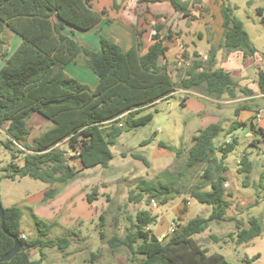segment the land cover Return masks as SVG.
I'll return each mask as SVG.
<instances>
[{"label":"trees","instance_id":"trees-1","mask_svg":"<svg viewBox=\"0 0 264 264\" xmlns=\"http://www.w3.org/2000/svg\"><path fill=\"white\" fill-rule=\"evenodd\" d=\"M96 0H0V54L1 46L6 42L2 37L5 30L19 34L22 38L16 49L5 57L0 67V130L7 135L6 148L13 161L3 166L0 175V201L2 202L1 180L3 177L16 179L31 176L51 184L67 185L79 176V170L69 159L79 160L84 168L97 165L109 166L113 159L111 146L115 145L124 131L148 124L154 117L153 112H144L159 100H164L175 93L177 88L190 90L202 87L206 92L220 99L224 94L231 98L237 96L239 87L232 74L223 68H216L217 49L211 48L208 58L195 52L192 57L184 54L188 67L179 81L171 72V63L166 60L167 38L154 34V43L142 53L139 42L128 50L112 37L99 33V47L91 48L81 43L75 35V29H88L96 25L106 11L99 12L94 8ZM124 1V0H123ZM164 1V0H148ZM172 7L188 15L189 0H168ZM198 1V0H195ZM220 1L223 37L220 43L226 55L240 50L244 56H255L256 45L244 27L243 21L234 14V7L226 0ZM121 0H113L112 7L120 9ZM258 12L264 22V8ZM157 30L160 29L158 25ZM186 60V59H185ZM83 62L99 77L93 87L72 76L66 66ZM258 86L264 94V68L258 73ZM246 93L251 90L242 88ZM247 103L235 109L236 119L225 129L221 122H211L199 128L193 135V144L177 174L164 171L163 180L141 178L130 191L129 201L146 203L152 200L165 203L176 196L188 194L202 203L213 205L209 216L193 217L184 224L178 222L168 240H164L152 231L150 225L157 221V216L148 209H142L133 217L129 215L130 228L121 237L117 234L108 238L113 252L125 247L130 252V261L136 264H227L221 253H209L194 237L205 232L213 220H225L231 201L227 198L228 165L226 159L239 144V137L233 135L238 128L248 126L253 133L263 130L254 119L248 122L239 119L242 109H248ZM33 113H39L51 122V125L27 142L31 135L29 119ZM232 135L220 144L215 139L222 133ZM69 144L74 151L69 155L68 149L61 143ZM62 143V144H63ZM147 143V141H146ZM20 147L24 155L22 165L15 162L19 155L15 146ZM256 144V140L253 141ZM162 148L173 150L172 146L159 142ZM220 154V156H218ZM134 157L148 160L139 153ZM181 157V150H176ZM196 166H204L201 183L196 186L179 188V180L185 171ZM254 168V161L247 152L241 155L238 172L246 176ZM246 185L250 184L247 178ZM259 186L264 192V174ZM207 187H210L207 189ZM177 188V189H176ZM56 187L44 192V200L58 194ZM94 187L87 194L92 202L98 194ZM259 195V194H258ZM264 198V195H263ZM258 199L255 205L258 204ZM185 202H188L185 199ZM187 209V205L183 211ZM23 210L20 206L4 205V225L8 232L20 238L22 249L10 260L0 264H44L43 248L58 246L65 250L70 243L69 235L58 239H44L55 225L40 217H35L37 237L25 238L22 232L21 219ZM103 224L104 215L100 216ZM236 231L228 236L237 244L247 243L262 233V220L252 215L247 221L233 218ZM74 232V231H72ZM102 238L106 237L103 230ZM217 242L215 234L211 235ZM14 238L2 228L0 217V258L12 249ZM40 247L39 259L31 258L32 248ZM260 255L246 259L253 261ZM98 257L93 253V260Z\"/></svg>","mask_w":264,"mask_h":264},{"label":"rangeland","instance_id":"rangeland-1","mask_svg":"<svg viewBox=\"0 0 264 264\" xmlns=\"http://www.w3.org/2000/svg\"><path fill=\"white\" fill-rule=\"evenodd\" d=\"M103 1L107 2L108 0ZM121 1V4L125 2L123 7L125 10L134 12L133 15L130 13L129 18L126 19V23L131 19L127 26L133 33L141 30L142 33L148 35L151 30L153 31L152 22H156V20L151 14L146 15V12L149 11L148 6L144 8L136 4V8L132 10L128 6L132 4L133 0ZM189 2H192L189 8L196 13H193L194 16L185 19L181 12H175L171 8L168 1L154 3L151 7L168 16L167 19L162 18L167 26L173 23L175 28L179 29L183 23L184 25L192 23L195 26V28L193 26L189 28L190 33L194 32L192 35H220L222 26L218 24L216 12V4L220 1L212 0L210 1L211 4ZM226 2L234 7V14L243 21L245 29L258 49V55L264 60V22L258 12L259 7L264 8V0H226ZM149 4L146 2V5ZM205 13H208L209 17L203 18L202 15L204 16ZM107 15V13L104 14L105 18ZM112 17L114 18L115 15H112ZM109 19H111L110 16ZM96 27L98 28L97 34L89 35L90 38L84 36L81 40L82 44L91 48L99 46L98 30H100V26ZM106 27L108 28L109 25ZM117 32L113 29L111 34L115 35ZM10 34L15 33L5 30L1 35L6 42L1 46L3 51L0 54V67L4 64L5 57L13 52L21 41L19 35ZM126 34L128 33L126 32ZM198 38L196 39L197 44L201 46ZM87 39L89 40L87 41ZM186 52L189 57L193 56L189 50L186 49ZM188 63L184 54L171 61V72L176 81H179L183 76ZM67 67V70L79 77H82L80 75L82 72L85 78L88 77L89 70L95 74L88 65L80 61L69 64ZM194 90L206 94V90L202 87L194 88ZM208 96L214 98L211 95ZM225 98L228 101L222 104V119H219L218 122H221L223 127L227 129L231 122L237 118L235 109L244 104L246 100H238V96L231 98L229 95H226ZM215 105V102L211 99L196 95L193 91H182L181 88H177L170 97L159 100L154 106L144 111L154 113L153 119L148 124L122 133L117 143L111 146L113 159L110 161L109 166L97 165L84 168L79 160L70 158V163L79 170V176L67 185L51 184L31 176L17 177L16 179L3 177L1 180L2 203L5 206L17 205L22 208L21 225L29 239L37 237L35 217H40L48 222H55L51 232L44 236V239H58L69 235L70 243L65 250L58 246L43 248L45 254L44 264H136L130 261L131 255L127 248L121 247L118 251L113 252L107 241L114 234L121 237L125 236L130 228L129 215L134 217L142 209L150 210L152 214L157 216V221L152 223L150 228L154 233L160 230L168 233L164 238L166 241L173 233L171 229L175 228L178 222L184 224L193 217L209 216L213 211V205L199 202L188 194L176 196L165 203L157 200H152L149 203L145 201L130 202L129 195L141 178L156 181L158 179L163 180L165 176L161 174L166 170L177 174L187 157L189 148L193 144V135L199 128L218 120L210 112V109H215ZM251 105V108L242 109L238 118L245 119L248 122L254 119L257 126L264 129V119L258 121L256 108L252 102ZM200 107L204 109L202 113L199 111ZM50 125L51 122L45 117L39 113H33L29 119L32 133L27 142L32 144L34 138ZM244 131L243 127L234 131L233 135L239 137V144L226 159L228 165L226 187L228 193H231V196L227 195V198L231 201L226 215L227 218L211 221L210 227L205 232L196 234L194 237L200 244L209 249V253L223 254L228 264H264V192L259 186L260 177L264 174V134L262 130L254 133V136L246 138L244 137ZM231 136L224 132L215 139V143L218 145ZM6 140L7 135L1 129L0 175L4 173L2 167L13 161L10 151L4 144ZM255 140L256 144H253ZM63 142L65 140L59 144L68 149L69 155H72L74 151L69 148V144ZM159 142L171 145L173 150L160 147ZM20 147L24 146L20 144L15 146V151L19 155L15 162L22 165L24 155L20 152ZM176 150H181V157H177ZM244 151L249 154L256 164L253 172L251 171L248 174L249 176L237 170L239 159ZM134 153L143 155L148 160V164L142 159L134 157ZM203 169L204 166L187 169L185 175L179 180V188L184 189L199 185ZM246 178L250 181L249 185L244 183ZM51 187L58 188V194L44 200V192ZM94 187H98L99 192L95 199L89 202L87 194ZM209 188L207 187V189ZM185 199L188 202H185ZM257 199L259 200L258 204L255 205ZM178 204L187 205V208L189 207L188 211L187 209L183 211L182 208L177 209ZM102 214L104 215L103 224H101L102 220L100 218ZM252 215L261 218L262 233L247 243L237 244L228 236L229 232L236 231L233 218L237 217L247 221ZM101 230L105 232V238L100 236ZM212 234L220 237V240L216 242L211 236ZM93 253L98 254L95 260H93ZM257 254L260 255L257 259L253 261L246 260ZM41 255L40 247L32 248V259H39Z\"/></svg>","mask_w":264,"mask_h":264},{"label":"crops","instance_id":"crops-1","mask_svg":"<svg viewBox=\"0 0 264 264\" xmlns=\"http://www.w3.org/2000/svg\"><path fill=\"white\" fill-rule=\"evenodd\" d=\"M164 1H168V0H164ZM164 1L153 2V1L144 0L142 2V0H133V2H132L133 6H131L132 4H130L128 6L129 8H132V10L136 8V4H137V6H140V7L143 6L144 8H146L148 6L149 11L146 12V15L151 14L152 17L156 20V22H152L153 23L152 24L153 31L151 30L148 35H145L144 33H142L141 30L135 31L136 33H133L131 31V29L127 26L128 23L131 21V19L128 21V23H126V19L129 18L130 13H131V15H133L134 12L129 11L127 9L125 10V8H123L125 5L124 1H123L124 3L122 4L120 9L113 8L112 7L113 0H108L107 2L106 1L104 2L103 0H96L94 2V8L96 10H98L99 12H102L103 10H105L106 12L102 14L101 20L96 25H94L88 29H80V28L75 29V31H76L75 35L77 36L78 39H80V41L82 40V38L84 36L96 35L97 29H98L96 26L99 25L100 30H98V35L101 32L102 34H104L106 36L112 37L116 42H118L122 46V48L124 50H128L132 46L141 42L142 43V50H141L142 53L146 52L148 47L154 43V39H153L154 34L159 33L160 36L164 37V38H166L167 36H170V38H167V40L165 42V44L168 46V52H167L166 60L170 63L174 59L175 60L178 59L180 57V55L186 54L187 53L186 49L189 50L190 52H192V54H194L195 52H199L204 57V59H207L209 50L211 48H216L218 52H217V64L215 67L216 68H223L224 70L230 72L232 74V76L237 81H239L238 82L239 87L236 90V94L238 96L237 99L238 100H246L245 103L249 104L250 108L252 107V105H251V102H252L253 106L256 108L255 110L257 111L258 121L263 120L264 119V94L261 93L260 88L258 86V73L260 72V70H262L264 68V60H262L260 58L258 53H256L255 56H247L246 57V56H244V53L240 50L233 51V52L226 55L225 51L223 50V48L220 45V43L222 41V37H223V27L221 29L220 35H192L194 32L190 33V30H189V28H191L193 26L192 23L190 25H184V23H183V25L181 27H179V29L175 28V25L173 23L168 24V26H167L166 25L167 23L165 24V22L162 20V18L165 17L167 19L168 16L165 13L162 14V12L160 10L157 11L155 9H152V7H151L152 4H154V3H161ZM189 1H194L195 3L203 2L206 4H211L210 1H212V0H198V1L189 0ZM139 2H141V3L139 4ZM146 2H148L150 4L146 5ZM191 4H192V2H190V5ZM170 5H171V3H170ZM216 6H217L216 12L218 15V19H217L218 24H220L222 26L223 19H222V15H220L221 14L220 2H217ZM122 8L125 11H122L123 10ZM171 8H173L172 5H171ZM108 10H109V12H108ZM113 10H114V12H113ZM120 10H121V12H120ZM118 11H119V13H118ZM175 12H178V11L175 10ZM106 13L108 15L105 18L104 14H106ZM193 13H196V12L192 11V9H191V11L189 12L188 15H182V16L184 19L187 17L190 18L193 15ZM112 15H115V17L113 18ZM109 16L112 20L109 19ZM220 16H221V19H220ZM202 17L207 18V17H209V15H208V13H205V15L204 16L202 15ZM108 22H110V23H108ZM107 25H109L108 28L106 27ZM158 25H160L159 30H157V28H156ZM193 27L195 28V26H193ZM113 29H115V32L118 31L115 35L111 34ZM194 31H195V29H194ZM126 32L128 34H126ZM10 35H19V34L15 33V34H10ZM198 36H199V38H198ZM89 38H90V36H89ZM197 38L200 40L199 43L201 44V46H199L197 44V41H196ZM21 40H22V38H21ZM88 40L89 39H87V41ZM20 42L18 43V45L20 44ZM192 54H191V56H192ZM72 63H74V62H71L69 64H72ZM67 66H66V70L68 69ZM252 68L254 71L251 70ZM67 71L72 76L79 79L80 81H82L84 83H88L89 85H91L93 87H95L99 82L98 75L96 73H95L96 74L95 75L90 70H89L90 72L88 71V77H86V78L83 76V72L80 73V75L82 77H79L76 74H72L69 70H67ZM85 72H86V70H85ZM242 88H245L246 90H251L252 93L248 94L244 90H242ZM181 90L182 91H193L196 95H200L201 97H206V98L214 101L216 104L215 109H210V112L212 113V115L215 118L218 119V120H216V122H218L219 119H222V114H221L223 112L222 104L226 103L228 101L225 98V96L228 94H224L222 96V98L217 99L215 97L214 98L209 97L208 96L209 94L207 92H205L206 94H204L203 92H198L194 89H190V90L181 89ZM199 111L202 113L204 111V109L202 107H200ZM243 128L245 129L244 137L247 138L250 136H254L253 135L254 133L249 128V125L244 126ZM263 134H264V129H263ZM244 152H242V154ZM259 162H263V161H259ZM255 165L256 164L254 162V166ZM252 172H253V170H252ZM178 205L179 206L177 209H179V210L181 208L183 209L185 207V205H180V204H178ZM188 209H189V207L187 208V211H188ZM178 213H180V211H178ZM22 232L24 235H26L23 228H22ZM164 233H166V232H163L162 230H160L156 234L161 237L162 234H164ZM27 238H29V237L27 236Z\"/></svg>","mask_w":264,"mask_h":264},{"label":"water","instance_id":"water-1","mask_svg":"<svg viewBox=\"0 0 264 264\" xmlns=\"http://www.w3.org/2000/svg\"><path fill=\"white\" fill-rule=\"evenodd\" d=\"M0 217L2 219L3 230L14 238V246L12 247V249L0 258V261H8L12 259L22 249L23 243L19 237L10 234L8 230L6 229L4 225V205L1 201H0Z\"/></svg>","mask_w":264,"mask_h":264},{"label":"built area","instance_id":"built-area-1","mask_svg":"<svg viewBox=\"0 0 264 264\" xmlns=\"http://www.w3.org/2000/svg\"><path fill=\"white\" fill-rule=\"evenodd\" d=\"M155 205V204H154ZM172 231L174 230L173 228L171 229ZM166 233L162 234L161 238L165 237ZM23 236L26 238L27 236L23 234Z\"/></svg>","mask_w":264,"mask_h":264}]
</instances>
